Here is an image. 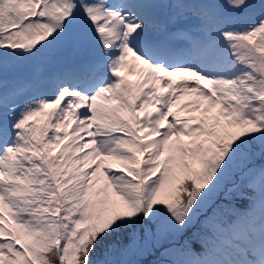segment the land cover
<instances>
[{
  "label": "snow or ice",
  "instance_id": "1",
  "mask_svg": "<svg viewBox=\"0 0 264 264\" xmlns=\"http://www.w3.org/2000/svg\"><path fill=\"white\" fill-rule=\"evenodd\" d=\"M148 256L264 264V0H0V264Z\"/></svg>",
  "mask_w": 264,
  "mask_h": 264
},
{
  "label": "trees",
  "instance_id": "2",
  "mask_svg": "<svg viewBox=\"0 0 264 264\" xmlns=\"http://www.w3.org/2000/svg\"><path fill=\"white\" fill-rule=\"evenodd\" d=\"M236 205H237V207H240L241 206V202L237 201ZM192 245H193L194 248H198L199 247V242L194 239L192 241ZM153 259H154V257H152V256L144 257V258H142V264H151V261Z\"/></svg>",
  "mask_w": 264,
  "mask_h": 264
},
{
  "label": "rangeland",
  "instance_id": "3",
  "mask_svg": "<svg viewBox=\"0 0 264 264\" xmlns=\"http://www.w3.org/2000/svg\"><path fill=\"white\" fill-rule=\"evenodd\" d=\"M130 78H134V77H130ZM182 115H187V113H181ZM191 114H194V113H191Z\"/></svg>",
  "mask_w": 264,
  "mask_h": 264
}]
</instances>
